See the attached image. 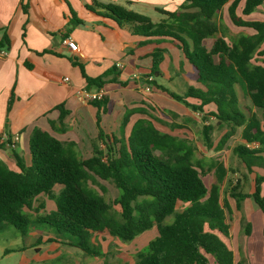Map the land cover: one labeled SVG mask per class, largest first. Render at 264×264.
I'll use <instances>...</instances> for the list:
<instances>
[{"label": "trees", "instance_id": "16d2710c", "mask_svg": "<svg viewBox=\"0 0 264 264\" xmlns=\"http://www.w3.org/2000/svg\"><path fill=\"white\" fill-rule=\"evenodd\" d=\"M242 3V15L248 17L264 0H184L175 11L157 9L163 16L159 22L116 4L94 2L87 8L119 26L128 25L133 36L146 39L140 46L157 45L150 55L148 77L161 76L160 66L167 50L160 45L169 43L181 52L191 66L194 86L177 94L159 86L154 79L147 83L194 113H202L204 122L215 120L217 127L226 131L216 151L234 137L242 139L233 152L248 173L254 175L253 192L244 193L238 181L229 196L237 209H241L245 199L253 200L264 216V60L254 63L256 56L264 57V21L239 16ZM96 7L104 12H97ZM226 7L232 24L252 33L226 40L218 24V14ZM24 11L28 14L26 8ZM208 40L213 41L211 45ZM10 44L9 37L4 35L0 49L9 48ZM110 73L95 79L84 76L88 86L102 88L107 83L104 77ZM237 87H241L252 108L241 106ZM92 105L96 108L99 131L92 144V157L83 159L75 143L61 142L50 133L35 129L29 142V166L19 155H15L19 172L0 161V231L13 226L26 236L31 224L46 225L58 236L49 238L48 243L63 244L89 258L100 259L104 253L92 242L94 234L108 232L123 242H131L156 227V238L144 253L136 255L134 264H209L210 260L216 264H236L233 252L223 240L229 238L231 229L227 217L231 213L229 201L225 199L221 204L225 168L217 166L216 181L208 187L204 181L206 171L194 160L196 148L192 144L162 133L146 119L137 120L126 139L107 134L101 128L107 99ZM208 106L214 109L206 114L204 109ZM253 108L261 111V118ZM59 110L60 118L51 126L56 128L58 124L63 130L67 111L63 106ZM136 111L145 112L142 108ZM129 118L125 117L123 127ZM214 130L210 124L203 126L207 149L213 148ZM96 178L112 183L119 191L114 206L120 208V218L115 217L113 205L88 186ZM56 185L63 187L58 195L53 194ZM42 196L55 201V210L46 212ZM178 203L186 204L179 212ZM32 212L34 221L29 215ZM170 217L172 221L167 222ZM244 231L250 235V223L245 224ZM42 240L40 237L37 246Z\"/></svg>", "mask_w": 264, "mask_h": 264}, {"label": "crops", "instance_id": "0c3cea01", "mask_svg": "<svg viewBox=\"0 0 264 264\" xmlns=\"http://www.w3.org/2000/svg\"><path fill=\"white\" fill-rule=\"evenodd\" d=\"M94 2L120 5L147 15L155 22V18L163 19L157 9L175 11L184 0H0V42L4 35L11 42L9 48L0 49L7 51L6 57L0 56V161L13 171L19 172L15 155L21 156L27 166L31 164L29 142L35 129L46 131L61 142L75 143L83 159L93 156L92 144L99 133L96 108L84 102L79 91L95 92L99 88L88 86L84 75L95 79L112 72L104 77L107 83L102 87L108 105L107 113L101 117V128L107 134H114L113 126L129 114L127 126L131 123V128L142 119L140 115L144 114L136 110L143 106L146 97H153L157 103L164 96L171 104L179 105L165 92L147 84L152 66L150 55L157 45L140 46L145 38L133 36L128 25L119 26L112 19L89 10L87 6ZM95 9L104 12L98 7ZM69 38L79 46V53L71 52L64 44ZM159 47L167 50L159 78L172 83L174 72L178 70L172 61V74H166L171 67L166 65L171 55L170 45L164 43ZM44 51L50 53L39 54ZM178 53L182 67L186 68L183 78L192 81L191 66L179 50ZM117 64L124 67L119 69ZM65 78L69 80L64 81ZM159 78L153 79L157 83ZM145 86H150L151 91H145ZM60 106L67 111L63 130L58 124L56 128L51 126V122H58L60 118ZM15 137L18 141L8 147L6 139ZM245 200L254 206L250 199ZM243 202L241 209L236 208L243 215L235 216L233 224L228 219L230 235L223 240L233 252L236 264H253L254 255L264 254V236L258 244L254 242L252 216L255 210L252 208L251 215L246 216ZM229 205L231 215L230 201ZM246 223L251 224L249 236L244 231ZM209 264L216 263L210 260Z\"/></svg>", "mask_w": 264, "mask_h": 264}, {"label": "rangeland", "instance_id": "374dc122", "mask_svg": "<svg viewBox=\"0 0 264 264\" xmlns=\"http://www.w3.org/2000/svg\"><path fill=\"white\" fill-rule=\"evenodd\" d=\"M242 7L243 3L238 10V15L243 19L264 21V4L248 17L242 15ZM158 21L159 19L155 18V22ZM218 24L222 34L226 36V40L228 41L232 37L239 36L242 33H252L251 30L238 28L232 24L228 16L227 7L218 14ZM212 42V40H208V45H211ZM169 45V52H171V55H168L167 63H169L166 65L168 66L170 64L171 67H168V73H165L168 75L172 74V61L178 71L174 72L175 76L172 83H169V80L166 78H159L157 83L163 85V87L170 91L182 94L185 90H188L190 86H194V84L193 81H188L183 78L186 68L182 67L177 48L171 44ZM263 60L264 57L256 56L254 63H259ZM155 90L154 88V91ZM237 92L241 106L252 108L250 101L244 98L241 87H237ZM142 104L143 106H141V108L145 110L143 113L144 115H140L142 119L151 121L162 133H168L177 138L186 140L196 148L194 160L198 161L206 171L204 181L208 187L216 181L215 171L217 166L222 165L225 168L227 175L221 187V204L224 205L225 199L232 203L233 212L231 215L227 214V217L230 223L233 224L235 216H241L243 213L236 209L235 200L230 198V189L239 181L241 185L240 189L244 193L251 194L253 192L254 176L248 173L245 166L233 152L234 148L242 143V139L239 136L234 137L228 141L222 150L216 151L215 148L226 131L219 129L215 120L209 119L207 122H204L202 113H194L181 103L175 106L164 96L160 100H157V103H155L153 97H146ZM213 109L212 106H208L204 110L205 113L208 114ZM253 111L261 118L260 110L253 108ZM129 117L131 118L130 114ZM118 123L119 124L113 126L114 134L119 138L123 136L125 139L128 138L132 129L131 123L129 126L126 125L127 127H123V121L118 120ZM207 124L215 127L212 133V140L214 142L212 149H207L203 141V126ZM117 125L118 128H116ZM88 186L102 196L106 202L113 205L115 217L120 218V208L114 206V201L119 196V191L115 186L110 182L102 181L98 178L90 180ZM62 189L63 187L61 185H56L53 194L58 195ZM262 192L264 196V186ZM41 198L46 203V212L55 210L56 203L54 200H50L45 196ZM251 202L254 206L250 205L249 200L243 202L245 205L244 209H246L244 210V214L246 216L251 215V209L254 208L255 212L252 216L253 240L258 244L261 236H264V216L253 200H251ZM185 206L186 204L178 203L177 212L183 210ZM29 215L31 217L30 219L34 221L35 214L32 212ZM172 219L173 217L168 218L167 222H171ZM242 232V235H244L243 229ZM54 236H57V234L50 231L46 225L31 224L26 236L21 235L13 226H7L4 230L0 231V264H134L136 255L138 253H144L149 243L156 238L157 229L154 227L140 234L131 242H123L118 238L112 237L108 232L94 234L92 242L104 253V257L100 259L89 258L80 250L63 244L48 243V239L51 237L54 238ZM40 237H42L43 240L42 243L37 246V241ZM59 238H62V236ZM252 262L253 264H264V254L262 252L257 253L253 256Z\"/></svg>", "mask_w": 264, "mask_h": 264}, {"label": "built area", "instance_id": "2783aa9c", "mask_svg": "<svg viewBox=\"0 0 264 264\" xmlns=\"http://www.w3.org/2000/svg\"><path fill=\"white\" fill-rule=\"evenodd\" d=\"M64 44L70 49L71 52L73 53H79V46L72 40V39H66L64 41ZM0 56L6 57L7 56V51L2 50L0 51ZM117 68L122 69L124 66L122 64H117ZM68 78H65L64 81H68ZM153 81V77L147 78V82ZM148 84V83H147ZM144 90L149 92L151 91L150 86H145ZM79 97L86 103H93L96 101H101L106 97V93L102 88H99L97 91L92 92L86 89H83L79 91ZM18 141V138L15 137L13 139H6L7 146L12 147L14 145V142Z\"/></svg>", "mask_w": 264, "mask_h": 264}]
</instances>
